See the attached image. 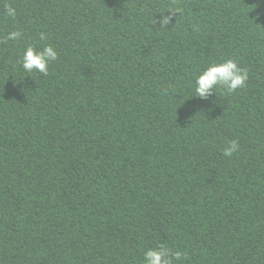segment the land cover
Listing matches in <instances>:
<instances>
[{"label":"trees","instance_id":"trees-1","mask_svg":"<svg viewBox=\"0 0 264 264\" xmlns=\"http://www.w3.org/2000/svg\"><path fill=\"white\" fill-rule=\"evenodd\" d=\"M29 44L57 50L47 76L18 63ZM228 58L245 87L195 96ZM159 244L264 264V0H0V264H143Z\"/></svg>","mask_w":264,"mask_h":264},{"label":"clouds","instance_id":"clouds-1","mask_svg":"<svg viewBox=\"0 0 264 264\" xmlns=\"http://www.w3.org/2000/svg\"><path fill=\"white\" fill-rule=\"evenodd\" d=\"M4 16L15 17L16 9L10 3H4ZM172 22V15H161L159 19L154 18L152 23L159 24L161 27L167 26ZM39 39L45 41L48 39L44 32H40ZM22 37L20 30H13L7 33L2 39L18 40ZM58 59V52L51 44H45L42 48L29 44L23 51L18 63L26 73L38 72L44 76L49 74V65ZM249 78L247 68L239 66L234 58H228L221 61L210 62L204 69L199 71L194 79V95L200 99H208L216 89H222L224 95L231 94L237 89L243 88ZM193 96V95H192ZM238 139H232L227 142L222 149L225 157H232L239 151ZM187 259V254L180 250H173L165 244H159L156 247H150L143 252V264H182Z\"/></svg>","mask_w":264,"mask_h":264}]
</instances>
